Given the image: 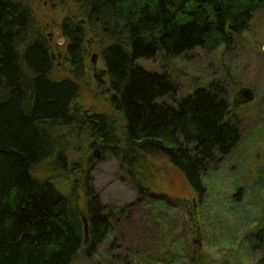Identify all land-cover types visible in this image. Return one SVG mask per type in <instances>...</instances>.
Here are the masks:
<instances>
[{
    "label": "trees",
    "instance_id": "trees-1",
    "mask_svg": "<svg viewBox=\"0 0 264 264\" xmlns=\"http://www.w3.org/2000/svg\"><path fill=\"white\" fill-rule=\"evenodd\" d=\"M75 1L86 25L72 17L62 24L75 77L58 81L50 75L51 45L28 0H0V264H75L81 258L93 263L95 245L113 233V213L84 181L79 199L71 195L74 188L69 197L50 178L35 175L37 166L52 159L67 183L75 173L63 166L66 146H60L59 132L75 130L113 152L138 198L150 201L155 196L146 173L150 159H167L201 198L207 172L241 141L230 83L213 80L177 100L171 75L138 63L230 48L264 9V0ZM86 27L104 45L100 57L111 93L105 114L77 105ZM250 239L251 251H264V221Z\"/></svg>",
    "mask_w": 264,
    "mask_h": 264
},
{
    "label": "rangeland",
    "instance_id": "rangeland-1",
    "mask_svg": "<svg viewBox=\"0 0 264 264\" xmlns=\"http://www.w3.org/2000/svg\"><path fill=\"white\" fill-rule=\"evenodd\" d=\"M28 3L35 15L34 22H38L51 45L55 58L51 77L58 81L74 78L62 24L72 17L86 25L80 5L75 0H28ZM85 30L84 70L77 79L80 86L77 105L90 113L105 114L111 93L100 57L104 45L97 35L91 34L90 28ZM263 46L264 9L253 15L249 30L236 38L230 48L197 49L169 60L160 55L156 60L138 63L146 70L171 75L178 86L174 97L177 100L213 80L230 83L233 96L241 87L256 92L254 102L233 112L241 141L231 155L207 172L204 180L207 190L201 198L164 157L152 158L147 165L146 173L155 189L153 201L138 198L136 188L120 170V160L113 152H105L75 130L56 135L60 146H66L67 161L63 166L75 173L69 175L72 178L67 183L63 168L52 159L37 166L35 175L50 178L69 197L74 188L71 195L79 199L84 181L91 195L98 196L114 217L111 236L95 245L94 262L81 258L75 264H190L189 257L201 264H263L264 251H251L247 244H251L250 235L257 223L264 221ZM81 201L84 211L85 201ZM116 212L121 215L116 216ZM84 215L89 218V214Z\"/></svg>",
    "mask_w": 264,
    "mask_h": 264
},
{
    "label": "water",
    "instance_id": "water-1",
    "mask_svg": "<svg viewBox=\"0 0 264 264\" xmlns=\"http://www.w3.org/2000/svg\"><path fill=\"white\" fill-rule=\"evenodd\" d=\"M264 52V46L262 47ZM256 99V92L250 87H241L238 91L235 92L232 100V106L234 109H238L242 106L251 104ZM84 221V231L86 243L89 241V222L87 218L83 219Z\"/></svg>",
    "mask_w": 264,
    "mask_h": 264
},
{
    "label": "flooded vegetation",
    "instance_id": "flooded-vegetation-1",
    "mask_svg": "<svg viewBox=\"0 0 264 264\" xmlns=\"http://www.w3.org/2000/svg\"><path fill=\"white\" fill-rule=\"evenodd\" d=\"M94 145H91V148L93 147Z\"/></svg>",
    "mask_w": 264,
    "mask_h": 264
}]
</instances>
